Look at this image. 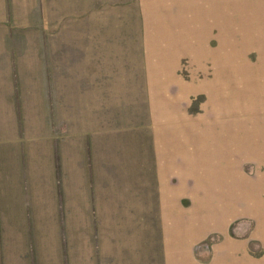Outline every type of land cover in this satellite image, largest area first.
I'll return each mask as SVG.
<instances>
[{"label": "rangeland", "instance_id": "obj_1", "mask_svg": "<svg viewBox=\"0 0 264 264\" xmlns=\"http://www.w3.org/2000/svg\"><path fill=\"white\" fill-rule=\"evenodd\" d=\"M89 2L95 6L100 4L93 0ZM100 7L101 14L91 23L122 24L135 31L144 22L150 28L148 54L153 52L157 63L164 59L171 62L170 66L162 63L165 68L169 67L167 71L170 73H158L164 71L158 68L154 70L161 76V79L154 80L156 94L146 95L145 90L139 89L136 97L138 113H129L132 119L139 117L146 121L140 123L142 127L150 124V133L155 140L150 139L149 157L154 156L158 161L161 157L168 159L170 171H194L192 174L196 172L194 176H201L203 182L208 171H229L224 181L227 186L219 185L224 196L232 190L228 179L235 177L236 182L241 178L239 171L246 173L253 178L249 181L250 196L259 199L257 175L258 171H264V0H106ZM66 18L62 22H72L70 17ZM24 19L36 24L33 15ZM76 19L75 34L80 42H75L69 56L71 60L74 58V80L78 87L86 75V58L82 57L83 48L88 44H83L81 30L84 22ZM2 23L0 39L20 41L27 35L28 39H34L33 28L21 26L19 22L17 26L13 21L6 25ZM49 32L45 30L43 33L49 35ZM52 35L55 40L63 38L58 30ZM143 38L139 43L140 63L133 62L128 67L133 71L132 76L137 74L140 77L139 85L146 87L151 80L143 78L147 75L144 57L141 61ZM126 66L123 65L124 68ZM151 75L153 73L149 72ZM58 97L60 101L61 96ZM43 98L42 112H28L27 116L46 123L49 118L55 123L58 120L62 130V122L66 121L65 111L49 110L50 103L54 106L58 101L56 97H50L49 89ZM85 98L81 93L71 98L73 109L69 116L74 119V126L70 125L69 132L77 140L72 147L81 156L88 157L85 165L89 171H70V160L65 165L64 157L58 156L57 152L54 171H47L44 164L45 171L37 177L34 190L32 177L22 176L25 187L21 196V212L26 222L22 219V225L11 227L10 248L6 255L10 264H111L103 249L109 245L104 230L113 224H105V221L113 218L116 203L119 211L128 206L124 201L119 205L116 198L130 201L132 193L129 189L119 188L120 182L123 185L126 182L123 174L120 180L117 177L115 189V171H110L108 157L113 144H97L96 155L93 141L88 139L92 138L91 131L83 128V123L90 121L86 112L89 96L84 107ZM132 129L133 126L130 132ZM48 130L46 134H49ZM44 136L41 135L43 139ZM127 139L129 143L120 145L121 162L130 161L133 154L143 158L144 143H134L132 134ZM94 161L98 171L93 166ZM143 161L140 160L136 166ZM260 162L263 169H260ZM78 163L83 165L81 160ZM66 167L68 171H65ZM107 182L110 186L105 196L101 190ZM76 185L81 190L84 188L85 193L77 188L73 190ZM50 188H53V193L46 196ZM105 197L108 200L112 198V201L106 202ZM36 201L40 203L37 209ZM77 201L80 207L74 208L72 204ZM251 209L249 204L250 213ZM256 228L253 218H238L233 221L230 234L245 238L251 236L250 248L257 257L262 250L258 240L252 237L257 235ZM222 238L218 232L203 241L200 247L198 245L196 252H200L199 257L209 250L212 243ZM113 240L114 236L111 239L114 246ZM132 241L134 247L138 246L135 236ZM5 262L0 253V264Z\"/></svg>", "mask_w": 264, "mask_h": 264}, {"label": "crops", "instance_id": "obj_2", "mask_svg": "<svg viewBox=\"0 0 264 264\" xmlns=\"http://www.w3.org/2000/svg\"><path fill=\"white\" fill-rule=\"evenodd\" d=\"M89 1L92 0H0L2 24L13 21L17 25L19 22L22 23L19 25L35 31L33 40L28 39L29 35L20 41L0 39V253L5 263L10 264L6 255L10 248L11 227L22 225V219L26 222L21 212V196L25 187L22 176L32 177L34 190L37 177L45 171L44 164L47 171H54L57 152L58 156L64 157L60 159L65 165L70 160V171H89L85 165L88 157L81 156L72 147L77 140L69 132L70 125L74 126V119L69 116L73 109L71 98L81 93L86 96L84 107L89 96L86 112L90 121L83 123V128L91 131L92 138H88V134L87 138L93 141L96 155L97 144H113L108 157L110 171H115V189L117 177L120 180L123 174L126 184L120 182L119 188L129 189L132 193L130 201L118 199L116 194L115 202L120 205L124 201L128 206L119 211L116 203L113 218L105 221V224H113L104 230L109 245L103 249L111 264H264V171H258L259 199L255 200L250 196L249 187L253 178L246 173L239 171L241 178L236 182L235 177L227 178L230 181L227 183L232 185V193L227 191L224 196L219 185L227 186L224 181L229 171H208L203 182L201 176H194L196 172L192 174L194 171H170L168 159L161 157L158 161L154 156L149 157L150 139L155 140L150 133V124L142 127L140 123L146 121L139 117L132 119L129 113H138L136 97L139 89L145 90L146 95L156 94L154 80L161 79V76L154 70L163 69L158 73L166 74L169 67L165 68L162 63L170 66L171 62L164 59L157 63L153 52L148 54L147 44L151 36L148 35L150 28L144 22L135 31L122 24L91 23L101 14L100 5H104L106 0H93L100 3L97 6ZM32 15L36 24L24 19ZM66 17H70L72 22H62ZM75 17L84 22L81 30L83 44H88L83 48L86 75L80 87L75 86L74 58L71 60L69 56L75 42H80L75 34ZM25 20L29 22L25 23ZM45 30L50 34L44 35ZM57 30L62 33L61 40L53 38L52 33ZM140 38L144 39L141 61L144 57L143 63L147 65V75L143 78L151 80L146 87L139 85L140 77L134 73L132 76L133 71L128 67L130 63H140ZM123 65L127 66L124 68ZM149 72L153 75L149 76ZM48 89L50 97L58 100L61 96L54 106L50 103L49 110L65 111L66 121L62 122V130L58 120L55 123L49 118L46 123L27 116L28 112H42L43 97ZM47 129L49 134H46ZM131 134L134 143H144V156L140 158L133 154L131 162L128 159L121 162L120 145L129 143L127 138H131ZM80 160L82 166L78 163ZM140 160H144L143 163L136 166ZM96 161L93 166L98 171ZM262 165L260 162V169H263ZM109 186L107 182L101 190L105 196ZM75 188L85 193L79 185L73 190ZM51 193L53 188L46 192V196ZM109 200L105 197L106 202ZM39 204L36 201V209ZM249 204L252 205L251 213ZM72 206L79 208L80 202ZM238 218H253L257 223V235H252L262 250L257 257L250 248L251 236L245 238L230 234L231 225ZM218 232L223 238L212 243L200 258V252H196L198 245L200 247L203 241ZM113 236L115 249L111 241ZM133 236L138 246L134 247Z\"/></svg>", "mask_w": 264, "mask_h": 264}]
</instances>
